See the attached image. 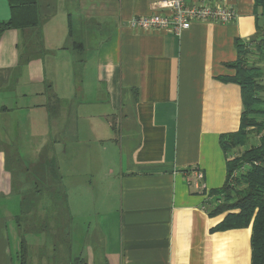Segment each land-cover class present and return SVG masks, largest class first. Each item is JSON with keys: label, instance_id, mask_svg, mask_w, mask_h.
Returning a JSON list of instances; mask_svg holds the SVG:
<instances>
[{"label": "crops", "instance_id": "1", "mask_svg": "<svg viewBox=\"0 0 264 264\" xmlns=\"http://www.w3.org/2000/svg\"><path fill=\"white\" fill-rule=\"evenodd\" d=\"M159 1L39 0V26L1 33L0 264H21L5 150L32 141L36 158L55 159L70 213L61 259L39 252L37 263H251V226L215 230L226 213L210 215L209 202L226 176L220 136L237 132L242 113L240 87L222 79L235 74V43L256 37L261 9L229 0L233 23L179 36L129 27L164 15ZM9 18L0 0V24ZM192 167L200 190L186 182ZM41 244L26 241L28 251Z\"/></svg>", "mask_w": 264, "mask_h": 264}, {"label": "trees", "instance_id": "2", "mask_svg": "<svg viewBox=\"0 0 264 264\" xmlns=\"http://www.w3.org/2000/svg\"><path fill=\"white\" fill-rule=\"evenodd\" d=\"M7 2L10 18L0 24V35L7 29L39 26V0ZM255 5L261 9L262 24L258 25L254 40L244 44L235 43L238 58L228 65L235 74L222 79L240 87L242 113L237 132L220 136L219 143L226 156V176L221 188L210 191L212 199L209 206L212 216L226 213L215 228L217 231L251 226L250 264H264V108H259L264 107V69L261 65L264 62V0H255ZM69 37H72L70 28ZM73 47H77L75 43ZM252 56L258 58L249 62ZM253 133L259 136L257 143L232 157L230 152L244 147ZM46 157L49 156L43 157V163L38 161L35 166H26L24 170L34 181L32 188L20 193L21 210L15 218L20 235L21 264H24L26 252L24 236L43 235L52 241L53 250L63 238L62 217L67 212L65 192L55 159ZM10 172L14 178L13 172Z\"/></svg>", "mask_w": 264, "mask_h": 264}, {"label": "built area", "instance_id": "3", "mask_svg": "<svg viewBox=\"0 0 264 264\" xmlns=\"http://www.w3.org/2000/svg\"><path fill=\"white\" fill-rule=\"evenodd\" d=\"M229 0H160L159 8L164 15L134 17L129 22L133 30L152 32L167 30L179 36L194 23H211L218 25L231 24L235 21L236 12L227 3ZM203 174L192 167L186 172V182L194 189L200 190ZM205 208V207H203Z\"/></svg>", "mask_w": 264, "mask_h": 264}, {"label": "rangeland", "instance_id": "4", "mask_svg": "<svg viewBox=\"0 0 264 264\" xmlns=\"http://www.w3.org/2000/svg\"><path fill=\"white\" fill-rule=\"evenodd\" d=\"M257 58H258V56L249 57V62H252L253 60L256 61ZM261 65L263 66V69H264V62H263V64L261 63ZM262 96H264V94H262ZM259 108H264V107L262 106V107H259ZM21 119H22V117L16 118V121L20 122ZM256 119L259 120L258 117H256ZM258 137L259 136H257L255 133H253L249 137L246 145L244 147L235 149V152H237L239 154L241 151L246 150L248 147H251V146L255 145L257 143V141H258ZM20 145L22 147H19L17 149H11L10 148V149H6L5 150L6 153H7V156H8V161H7L8 162V167L13 172V175H14V192L18 195V197L16 199H19V200H20V193L27 192L28 189L32 188V182L34 181V178H32V176H28V174H26L24 172L25 167L26 166L32 167L33 165L35 166L38 161L43 163L42 159H44V158H39V159L36 158L38 150L35 152V149H32L33 146L37 145L36 142L32 141L30 143H21ZM17 153L20 155V157L17 156ZM46 158L50 159V157H46ZM34 160H35L34 164L31 165L30 163H28L29 161L32 162ZM71 200L73 202L74 197H72ZM97 209L99 211H101V212L105 211V210H101V208H97ZM67 219L70 220V213L68 212V209H67L66 214L63 215V217H62L61 226H66ZM96 221L97 222L99 221L97 217H96V219H94V223ZM74 222H76V226L77 227H81L82 224H83L82 220L79 219V218L75 219L73 221V223ZM93 226H94V224H93ZM82 229H84L83 226H82ZM95 231H98L97 237H101V235H102L101 232L102 231H99V230H95ZM95 231L93 232V238L95 237ZM61 232H62L61 233V237H63V238L60 239V246H62V244L65 243V240H67L66 235L64 236V229H62ZM32 238L35 239L38 243H42L43 244L44 242H47V245H46L45 248L42 246V244L38 248H36V247H34L32 249L30 248L31 251L27 250V245H26V252L24 254V264H41L40 262L37 263V261H38L37 257H38V253L39 252L42 255L49 256L50 257L49 261L51 259V255H53V254H54V258H56V260L57 259L59 260V258L61 259V255L62 254L60 252H56V251L53 250V248H54L53 247V243H52V241L50 239H44L43 235H33L32 234V235L24 236V239H26L28 244H29V241L32 240ZM40 239H42V240H40ZM60 248H62V247H60ZM39 249H40V251H38ZM55 250H56V248H55ZM58 263L59 262H57V264ZM64 263H65L64 260H63V262H60V264H64Z\"/></svg>", "mask_w": 264, "mask_h": 264}]
</instances>
